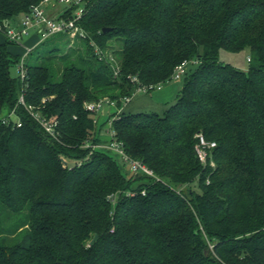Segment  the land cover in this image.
<instances>
[{
  "label": "trees",
  "instance_id": "obj_1",
  "mask_svg": "<svg viewBox=\"0 0 264 264\" xmlns=\"http://www.w3.org/2000/svg\"><path fill=\"white\" fill-rule=\"evenodd\" d=\"M41 1L0 0V23ZM79 24L88 36L59 57L66 65L30 54L24 81L10 71L21 55L0 43V207L8 217L28 211L15 230L0 221V264H264V0H88ZM222 49H249V69L222 61ZM187 59L199 62L164 114L114 121L127 154L179 189L83 147L108 140L86 102L131 95L132 75L167 80ZM22 94L59 121L60 140ZM12 110L19 124L2 121ZM200 132L216 142L215 167L195 155Z\"/></svg>",
  "mask_w": 264,
  "mask_h": 264
},
{
  "label": "built area",
  "instance_id": "obj_2",
  "mask_svg": "<svg viewBox=\"0 0 264 264\" xmlns=\"http://www.w3.org/2000/svg\"><path fill=\"white\" fill-rule=\"evenodd\" d=\"M58 6H64L59 12V15L54 14V12L58 10ZM87 6L88 0H42L40 3L33 5L30 11L23 14L20 19L5 20L0 23V32L6 36V39L9 42L11 44L22 45L25 48L18 63L19 76L23 81L27 78L25 62L28 56L44 40L51 36L60 34L66 35L71 39H76L77 37L87 38L88 33L79 24L82 17L87 13ZM70 8H72L70 16L65 17L63 14L67 9ZM32 31H35L40 36L39 42L35 46L22 44L23 38L29 35ZM92 45L95 47V53L99 59H104L105 54L101 51L99 46H97L94 42H92ZM248 60H250V58H248ZM111 61L113 62L114 74L115 76H118L120 73V67L113 55L111 56ZM198 62L199 60L197 59L184 60L175 67L171 76L167 80L158 83L144 84L141 82L138 75L129 76L131 82L136 85V88L131 95L124 96L118 100L112 99L110 97H104L96 101L86 102V110L94 114L98 113L102 109L103 104L108 105L110 117L108 120V130L106 132L108 140L103 143H94L87 140L84 142L83 147L91 148L92 152L96 149L110 150L119 158H121L127 165H129L130 170L134 174H146L155 178L156 181H162L167 185H170L158 177L155 172L145 163L138 159L132 158L127 154L124 143L119 139L117 131L114 128V121L120 116L121 113L124 112L126 106L136 94L141 92L149 93L154 90H161L165 84L176 80H183L188 73L190 66L198 64ZM19 103L26 106L30 114L51 137L56 140H60L61 132L58 128V120H50L40 111L36 110L34 106L27 105L24 94L20 96ZM2 121L4 123H9L11 121H15L18 124L20 123L15 110H12L7 116L3 117ZM215 147V141L208 140L201 132L196 134L194 151L198 160L202 164H209L212 167H215V162L212 159L213 149ZM63 163L67 165L69 160L63 159ZM77 164L80 165V162ZM126 193L129 196H134L136 194L135 191H128ZM141 193L142 195H146V190H142ZM117 199V194H112L109 196V200L112 201L113 204H116Z\"/></svg>",
  "mask_w": 264,
  "mask_h": 264
},
{
  "label": "rangeland",
  "instance_id": "obj_3",
  "mask_svg": "<svg viewBox=\"0 0 264 264\" xmlns=\"http://www.w3.org/2000/svg\"><path fill=\"white\" fill-rule=\"evenodd\" d=\"M64 6H58L57 8L63 9ZM54 37V36H53ZM40 40V36L35 32L30 33L29 35L25 36L22 40V44L28 46H35ZM76 43V44H75ZM78 44V39H71L68 36L64 35L59 38L49 39L41 43V45L37 46L30 55V58L36 57L38 54L42 56V61H47L51 58L52 63L58 68L59 66L64 67L66 63L61 62L59 57L62 54H66L71 52L73 49L76 48ZM13 50H23L25 49L22 45L18 44H11ZM56 47L58 49L54 50L53 48ZM118 46L115 45V48ZM251 56L250 50L245 49L240 52H230L227 50L222 49L220 51V59L226 63L231 64L237 69L247 71L250 66V62L248 58ZM191 67H194L191 65ZM11 75L14 78L19 77V67L18 64H14L11 67ZM183 87V80H176L172 81L168 84L163 86V89L154 90L149 93H138L136 94L130 103L125 108V113L127 114H137V113H152L156 112L160 115L164 114L178 99V96ZM109 107L106 104H103L102 109L96 113V118L98 120L99 125H102V133L106 134L108 130V120H109ZM105 122H107L105 124ZM125 170H129V165L125 164ZM165 182H169L168 180H164ZM170 184L174 186V188H178L177 185L174 183ZM186 186H182V190H184ZM112 195V194H111ZM28 216V211L24 210L23 212L12 214L8 217L6 212L0 207V221H3L5 227L11 230H15V228L26 222ZM24 232L17 233V238H14L11 235L10 241L13 242L18 239H22Z\"/></svg>",
  "mask_w": 264,
  "mask_h": 264
},
{
  "label": "crops",
  "instance_id": "obj_4",
  "mask_svg": "<svg viewBox=\"0 0 264 264\" xmlns=\"http://www.w3.org/2000/svg\"><path fill=\"white\" fill-rule=\"evenodd\" d=\"M60 11H61V9L58 8V10L55 11L56 13L54 12V14L59 15V14H60V13H59ZM22 16H23V15H20V16L16 17L15 19H20ZM32 32L35 33V31H32ZM32 32H31V33H32ZM6 41H7L6 36H5L2 32H0V43H4V42H6ZM9 48H10L11 51H13V52H15V53H17V54H20V55L23 53V50H24V49H23V50H20V49H18V50H13L12 47H11V45H10ZM162 89H163V88H162ZM162 89H161V90H162ZM161 90H160V91H161Z\"/></svg>",
  "mask_w": 264,
  "mask_h": 264
},
{
  "label": "water",
  "instance_id": "obj_5",
  "mask_svg": "<svg viewBox=\"0 0 264 264\" xmlns=\"http://www.w3.org/2000/svg\"><path fill=\"white\" fill-rule=\"evenodd\" d=\"M109 30H111V28H105L103 31H104V32H107V31H109ZM65 163H66V162H65ZM97 238H98V235H95L94 238L91 240V243H94V242L96 241Z\"/></svg>",
  "mask_w": 264,
  "mask_h": 264
}]
</instances>
